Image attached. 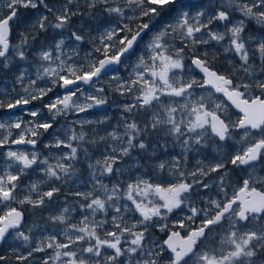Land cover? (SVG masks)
<instances>
[{
    "label": "snow or ice",
    "instance_id": "obj_1",
    "mask_svg": "<svg viewBox=\"0 0 264 264\" xmlns=\"http://www.w3.org/2000/svg\"><path fill=\"white\" fill-rule=\"evenodd\" d=\"M21 9L30 15L21 18ZM232 12H238L243 19L229 26ZM76 17L86 20L75 27L72 22ZM249 21L264 28V0H224L211 13L193 0H62L56 4L49 0H0V69L10 68V53L26 61L30 41L50 30L59 37L52 36L51 43L41 44L36 52L39 63L35 65V79L29 77L27 69L16 75L14 84L21 86L23 94L0 90V110H6V118L0 117V148L9 149L4 153L8 163L0 173V242L14 231L15 238L27 246L29 235L19 231L23 212L13 205L39 208L45 198L51 200L60 191L52 187L40 192L39 184L34 182L28 190L38 193L39 198H21L17 195L18 182L27 170L43 165L40 171L48 180L70 179L76 173L72 162L78 159L81 144L115 142L106 145L111 151L102 154V159L88 165L96 181L92 190L74 193L84 201L79 223H67V208L49 217L53 223L67 225L64 239L57 235L44 237L27 255L17 254L20 264L41 252L46 253L40 258L41 264H161L162 258L165 264H257V258L264 255V175L256 171L257 163L264 159V35L258 40L255 36L245 38ZM217 22L224 24L225 31L211 28ZM14 24L24 25L16 45L10 42ZM69 28L73 30L64 36ZM226 38L224 51L239 60L238 65L229 61L230 73L215 68L207 59L208 52L200 51V46L219 44ZM86 39L92 47L81 61L78 50ZM65 48L71 49V54ZM254 58L260 61L259 72L252 63ZM186 61H190L187 66ZM121 68L131 69L127 78ZM105 77L109 78L108 89L98 86ZM38 81L50 86L40 87ZM85 86L95 92H88ZM56 88L63 94L57 92L43 105L51 121L106 105L109 90L130 99L119 107L132 118L122 116L123 132L113 130L99 141L88 140L84 131L77 133L73 128L66 140L56 138L54 143L44 145L68 149L50 163V158L41 159L35 148L54 124L40 119V109L26 110L24 106L43 100ZM12 91H16L15 87ZM215 94H221L227 103L218 102ZM229 107L240 113L235 121ZM16 109L24 110L31 119L24 121L16 116ZM141 114L143 126L135 119ZM72 123L83 128L93 121L77 119ZM235 131L240 132L239 147L229 162L235 168H244L247 178L232 186L229 195L227 172L219 175L216 186L223 199L208 198L203 208L193 206L191 193L197 186L208 189L210 185L202 178L221 173L226 169L224 162L205 165L198 161L197 168L188 172L173 157L168 169L171 179L153 181L141 175L126 187L118 183L109 188L96 179L97 172L101 176H122L125 169L118 165L134 150L148 148L145 137L155 135L158 145L161 138L171 139L186 155L194 146H203L206 138L232 140ZM12 145H30L33 151L11 150ZM163 147H167L166 142ZM14 166L15 172L11 171ZM156 167L162 172L166 164L161 162ZM184 209L187 212L183 218L173 221L171 228L160 223ZM225 221L227 229L223 227ZM150 226L166 234L162 243L153 241L151 247L146 242ZM49 249L51 253L47 254ZM5 259L0 255V262Z\"/></svg>",
    "mask_w": 264,
    "mask_h": 264
},
{
    "label": "rangeland",
    "instance_id": "obj_2",
    "mask_svg": "<svg viewBox=\"0 0 264 264\" xmlns=\"http://www.w3.org/2000/svg\"><path fill=\"white\" fill-rule=\"evenodd\" d=\"M208 4L216 8V10L219 8V6L224 3V0H206ZM53 4H56L55 2H50ZM59 3V2H58ZM215 10V11H216ZM207 12L211 13L213 12V9L208 10ZM21 18L28 17L27 15H20ZM243 19V17L240 16L238 12H232L230 16V21L227 22L229 26H231V23H235L238 20ZM248 24H251L255 30L253 29L251 32L244 33L245 38L248 36H255L257 40L260 38L261 35H264V28L258 27L254 22H246V27ZM75 27H79V25H73ZM13 27H16L15 30V38L13 42H11L12 45H16L19 43V34L24 30V25H13ZM211 28L213 30L217 31H225L224 24H221L219 22L214 23L211 25ZM73 29H70V32ZM69 35L68 32H64V36ZM57 36V33L55 32V35ZM57 38H59L57 36ZM51 38H47L46 40L40 39L39 44L35 45L33 42L30 41L31 47H29L26 50L27 53V60L26 61H20L17 58H15L13 53H10L11 63H14L15 67H18V73L21 70L27 69L29 77L31 79H35V65L39 63V61L36 59V52L40 48L41 44H50ZM66 43H71V41H66ZM228 40L227 38L222 41L221 43L217 44L216 42H211L207 46H200V51L203 50L205 47H208L211 52H214V50H218L219 53L224 57V59L227 61H224L225 64H223L222 68L228 70V68H232L229 64V61H232V64L239 63V60L237 57L234 56L233 53H226L224 51V48L227 46ZM252 47H250V51L252 50ZM91 51V48L87 47L85 44H82L78 50V57L81 61H83V58L86 56L87 52ZM65 52L71 54V49L65 48ZM252 63L256 66V71L259 72V64L260 61L258 58H254L252 60ZM187 64H190V61H186ZM131 71V69H125L123 68V76L127 78L128 73ZM187 71V67H186ZM232 71V69H231ZM243 72L240 73V76H243ZM234 79L238 80L239 77H233ZM264 78V77H261ZM2 81H5L2 79ZM15 81V79H14ZM5 83V84H4ZM3 85H0V90L6 89L8 92H12L13 95H16L17 92H20L21 94V86L18 84H11L8 86V82H4ZM25 85L28 83V78L25 79ZM38 86L40 87H46L50 86L46 84L45 81H38ZM99 87H104L105 89L109 88V78L105 77V79L98 85ZM13 87H15L16 91L13 92ZM86 88V87H85ZM88 92L94 93V89L86 88ZM198 92L204 91V90H197ZM59 92L61 95L63 94L62 89L56 88L52 93H49L47 97L43 98V103H48L51 99L55 98V94ZM106 95L109 97L110 103L108 102L106 105L95 107L92 109H89L85 113H80L78 116L76 114L70 113L68 116H59L55 121H51L50 113H48L47 109L41 108V107H31V104H29V107L26 108V110H35L40 109V119L41 120H48L54 124V127L49 130L48 133H45L46 137V143H54L56 138L61 139H67L68 136L72 134V129L79 133L80 131H84L87 135L88 140L96 139L99 141V137L101 136H107L109 132H112L113 130H116L118 132H123V124L124 120L122 119V116L128 117L129 120L132 117H129L128 114L122 113L121 108L119 105H122L124 103L130 102V99H125L123 97H119L115 93L111 92L110 90L106 92ZM215 98L218 100V102L226 103L223 98L216 96ZM75 99V98H74ZM81 102H83V98L81 97ZM16 114V116H20L24 121H27L31 119V117L27 116L25 114L24 110H13ZM229 115L233 121L237 119L239 116L236 114L231 107H229ZM142 116H136L135 119L138 123H141L142 125ZM4 117L5 116H0ZM13 119H15V116H13ZM77 119L80 120H89L93 121L91 124L84 125L83 128L79 124H73L72 122L76 121ZM105 120L106 122L97 124L95 121L97 120ZM15 132V130H13ZM234 139L228 140L226 142H220L218 140L213 141L212 139L205 140L203 146H194V150L188 152L186 155L183 152V149L181 148L180 144L168 139L165 141V139L161 138L159 140V145L155 142L156 137L153 135L152 137H145V141L148 144V148L145 151H141V156L143 159H136L135 161L130 162L131 160L125 161L123 159V162L121 165H118V167H121L125 169L124 174L117 175H103L101 176L99 172L96 173V179L100 180L103 184L108 185L109 188L113 184L122 183L125 187L127 183H123L122 180L129 179L128 182L134 181L138 176H143L146 179H151L153 181L159 180L161 178L168 180L171 179L168 175V169L171 167L173 162V157H176L180 161V168L191 172L197 168V162H201L202 164H212L215 162H224L226 164V160L230 161L231 155H233L236 151V149L239 147L237 145L235 137L240 136L239 131H235L232 133ZM239 140V138H237ZM167 143V147H163V145ZM236 142V144L234 143ZM115 143L110 140H105L103 142H98L96 144L93 143H84L81 144L78 151V159L76 161H73L72 163L75 166L76 173L72 178H65V180L62 181H56L54 179L48 180L46 177L43 176L40 169L43 167V165H35L33 169L27 170L26 175L24 177L29 178L27 181L29 182L28 185L19 187L17 195L23 198L24 196L31 195L33 199H38L39 195L38 193H30L29 192V185L31 183H38L40 192L50 190L52 187H58L60 191L56 193L51 200L45 198L46 202L52 201L54 208L51 210L50 214L45 216L46 223L45 224H34V223H23L19 231L24 232L26 235H29L30 240L27 242V246H25L26 242L22 239H16L15 238V232L13 231L12 235H9L7 239L1 244L0 246V255H3L6 257L5 261L0 262V264H12L11 259L13 257L7 258L8 252L14 254L17 259V254H23L27 255L28 251L35 246L41 239L44 237H47L48 235H57L59 239H64L63 237V231L67 227L65 224H59V223H53L49 217L59 215L63 212L65 208L68 209V211L65 214L67 217V223L68 224H78L79 221L82 219L84 212L81 209V204L84 203L83 199L80 197L74 195L75 192H87L91 191L93 188V185L96 183L95 180L92 179V174L88 168L89 163L95 164L97 159H102V154L106 152H110L111 148L106 147V145ZM44 144V145H45ZM43 146H40L39 148L36 146L35 151H37L40 155V158L43 159L45 157L50 158V163H55V159L53 157H56L58 155H61L63 153L68 152V149L66 148H45ZM84 145V146H83ZM85 145H103L102 148L98 150V156L94 157L90 151H88L85 147ZM9 150L7 147H5L3 150H1L0 153V173H2L4 167L8 163L4 157V153ZM11 150H22L26 152H31L33 149H27V148H21L17 145H12ZM87 150V151H85ZM161 162H164L166 164V168L164 171H159L157 169V165ZM230 163V162H229ZM11 171L15 172L16 167L14 166ZM226 170H221V173H214L209 177L202 178L205 179V182L210 185L208 189H200L199 186H197L191 193L190 202L193 204V206H196L198 208H203L206 205L205 201L208 198H214V199H223V194L219 192L218 187L216 186L219 183L218 177L219 175L223 174ZM257 174L264 175V162L258 163L256 167ZM78 173L81 174V177H78ZM244 179L247 178V172L245 171ZM214 177L216 179H214ZM119 180V181H117ZM233 186V185H232ZM232 186H227V192L229 195L232 194ZM97 187H99L97 185ZM257 187H260L257 185ZM97 195H100V192L96 193ZM65 195H67L65 197ZM72 197V198H71ZM120 203H125V201H120ZM14 207H17L20 209L24 214L28 213L29 211L26 210L27 206H31L28 204H25L23 206L19 204H14ZM178 211V210H177ZM187 212V209H184V212L180 215L174 216V214L170 215L167 221H160L161 224L167 223L169 228H171L173 223V218L176 219H182L184 213ZM109 216L107 217L109 222L111 221V213L112 210H109ZM174 216V217H173ZM99 218H103V214H98ZM253 224H249L248 227H252ZM110 227V223H109ZM154 227V226H150ZM224 229H227L228 222L225 221L223 225ZM31 229V231H30ZM154 229L158 232L159 235H166L164 232H160L158 228L154 227ZM220 229H216V232H220ZM101 236H103V232L100 233ZM147 235V233H146ZM153 241H158L161 243L160 239H152L150 241H146L147 245L149 247L152 246ZM15 249V251H14ZM7 253V256H6ZM51 250L49 249L47 254H50ZM46 253H34L33 257H30L29 260L24 261L23 264H41V257H45ZM264 260L263 255L257 258V264H260V261ZM161 264H165V261L161 259Z\"/></svg>",
    "mask_w": 264,
    "mask_h": 264
},
{
    "label": "trees",
    "instance_id": "obj_3",
    "mask_svg": "<svg viewBox=\"0 0 264 264\" xmlns=\"http://www.w3.org/2000/svg\"><path fill=\"white\" fill-rule=\"evenodd\" d=\"M49 2L58 3V2H62V0H49ZM193 2H198L206 10V12L210 9H213V11L216 10V8L211 7L206 0H193ZM4 11H6V10H4ZM20 15L21 16L22 15L29 16L30 12L21 9ZM82 20H86V17H76L73 19L72 23H73V25H79ZM70 29L71 28H69L66 32L70 33ZM253 29L255 30L256 28H254L251 24H248L245 31L251 32ZM15 30H16V27H13L12 28V35H11V42H13V40L15 38ZM54 35H55V32L50 30L48 34H43L40 36L39 39H37L36 41H31V42H33L35 45H38L40 39L46 40L47 38H51ZM84 44L89 48L92 47L91 44L87 41V39H86ZM204 51L208 52L209 55H208L207 59H209L210 61L213 62V66L215 68H217V69H219L225 73L231 72L232 68H230V69L228 68V70L222 68L223 64H225L224 61L226 62V64H227V61L219 53L218 50H214V52H211L208 47H205L203 50H201V53H203ZM121 72H123V68H121ZM17 73H18V67H15L14 63L10 64L9 69H0V85H3L4 82H8L7 83L8 86L10 85V83L14 84V79H15ZM2 79L5 81H2ZM109 103H110V100H109ZM43 105H44L43 100H41V101L33 102L31 104V107L34 106V107L43 108ZM5 115H6V110H0V116H5ZM46 137L47 136L44 134L42 137L39 138L38 143H37L38 148L40 146H43L46 143ZM237 138H239V137L238 136L235 137L236 142L238 144L239 140ZM236 142H234V143L236 144ZM237 146H239V145H237ZM85 147L88 151H90L92 153V155L94 157H97L98 156V150L100 148H102L103 145H85ZM3 149L4 148H0V153H1V150H3ZM124 159H125V161H127L129 159V160H131L130 162L135 161L136 159H143V157L141 156V150H138V149L134 150L132 152L131 156L125 157ZM263 162H264V159L259 161V163H263ZM224 170H226V172H227L226 181H227V184L229 186H232V185L238 186L240 183H242V180L244 179L243 174L245 173L244 168H235L229 163L228 160H226V169H224ZM78 177L83 178V177H81L80 173H78ZM28 179L29 178L22 176L20 181L18 182L19 187L28 185V183H29L27 181ZM117 181H119V180H117ZM128 181H129V179H124V178L122 180L123 183H128ZM66 196L67 195H65V197ZM53 208H54V205H53L52 201L47 203L46 200H45L44 205L42 207H39V208H33L32 206H27V208H25V209L28 210L29 212L24 214V223L45 224L46 223L45 216L50 214V212ZM182 213L183 212H180L178 210L175 212L174 216L180 215ZM175 220H177V219L173 218L172 221H175ZM198 222L199 221L197 220V223ZM146 237H147V241H150L154 238L163 240L165 235H159L158 232L154 229V227H149V231L147 232ZM8 255H10V256H7V253H6L7 258L13 257V259L10 260L12 264H20V262L15 258L16 256H14V254L11 253V251H10V254L8 252ZM263 258H264V255H263Z\"/></svg>",
    "mask_w": 264,
    "mask_h": 264
},
{
    "label": "water",
    "instance_id": "obj_4",
    "mask_svg": "<svg viewBox=\"0 0 264 264\" xmlns=\"http://www.w3.org/2000/svg\"><path fill=\"white\" fill-rule=\"evenodd\" d=\"M10 37H11V35H10ZM197 75H199L198 74V72L196 73ZM86 88H87V86H85ZM63 91V90H62ZM216 96H219V97H221V98H223V100H224V97L221 95V94H215ZM225 101V100H224ZM226 102V101H225ZM227 103V102H226ZM29 105H26V106H24L25 107V109L28 107ZM236 114H238V115H240V113H238L234 108H231ZM16 110H19V109H16ZM21 148H27V149H31L32 150V147L30 146V145H23V146H20ZM259 163V162H258ZM257 163V164H258ZM34 167V166H33ZM23 221H24V215H23ZM23 221H22V224H23ZM22 226V225H21ZM165 238H166V236H165ZM164 238V239H165ZM4 242V241H3ZM3 242H0V246H1V244L3 243Z\"/></svg>",
    "mask_w": 264,
    "mask_h": 264
},
{
    "label": "flooded vegetation",
    "instance_id": "obj_5",
    "mask_svg": "<svg viewBox=\"0 0 264 264\" xmlns=\"http://www.w3.org/2000/svg\"><path fill=\"white\" fill-rule=\"evenodd\" d=\"M35 166V165H34ZM164 240V239H163ZM163 240H161V243L163 242ZM165 255H167V254H165ZM163 259V258H162ZM164 260V259H163ZM165 261V260H164Z\"/></svg>",
    "mask_w": 264,
    "mask_h": 264
}]
</instances>
